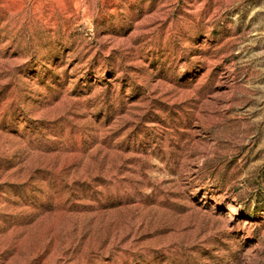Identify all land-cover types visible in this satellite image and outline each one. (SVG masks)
<instances>
[{
    "label": "rangeland",
    "instance_id": "rangeland-1",
    "mask_svg": "<svg viewBox=\"0 0 264 264\" xmlns=\"http://www.w3.org/2000/svg\"><path fill=\"white\" fill-rule=\"evenodd\" d=\"M0 264H264V0H0Z\"/></svg>",
    "mask_w": 264,
    "mask_h": 264
}]
</instances>
